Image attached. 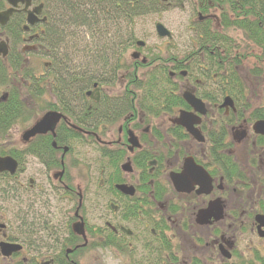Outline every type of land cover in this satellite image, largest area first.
Returning <instances> with one entry per match:
<instances>
[{"label":"flooded vegetation","instance_id":"1","mask_svg":"<svg viewBox=\"0 0 264 264\" xmlns=\"http://www.w3.org/2000/svg\"><path fill=\"white\" fill-rule=\"evenodd\" d=\"M49 5V0H29L27 6L25 0L19 1L7 21L0 25V42L7 41L10 50L15 37V46L17 43H27L16 51L21 58L25 47L36 50L42 57H47L49 62L41 68L45 71V76L51 78L48 81L53 87L54 80H57L55 63L63 54L53 48L48 49L42 41V36L46 35L52 20ZM9 7L7 0H0V12ZM202 10H198L197 17L204 22L218 16H203ZM28 11L35 12L32 23L27 21ZM201 32L202 29L197 30L196 39L199 45L192 51V55H184L180 59L176 56L170 58L171 71H166L164 78L179 80L185 83L182 85V91L189 89L203 97L197 89H204L212 81L214 85L210 87L215 86L217 80H223L222 76L225 80H230L233 60L229 49L225 63L222 59L215 61L217 58L214 51L208 49L209 47L205 48L201 43ZM131 45L136 49L129 55L128 67L125 64V55ZM139 49L134 42L126 46L123 55L116 56L115 64L125 68L124 72H116L121 80L126 73L129 77L137 78L138 67H141L138 64L141 65L143 58ZM8 54L5 58L0 56V60L7 62ZM142 66L147 67L144 64ZM35 77L37 81L43 79L41 73ZM102 83L100 80H92L91 86L83 93L85 106L90 107L92 111L106 95ZM180 89L178 85L177 93L181 96ZM50 94L53 100L51 105L59 106L56 95L51 92ZM204 100L208 101L205 97ZM212 111L220 112L229 118L228 146L221 151L231 160L224 166V171H219L213 156H209V160L204 156L206 152L214 153L212 141H197L191 133L172 122L179 113L176 109L172 114L160 111L156 115L140 108L127 111L120 118L117 134L108 139H105L108 135H105L103 128L106 123H98L94 127L95 130L93 126L83 129L76 125L72 117L60 112L64 119H60L57 125L64 122L65 127L75 129L87 138L76 141L78 144L91 143L110 150H124L118 163L119 169L115 171L104 158L99 165L97 177L101 181L99 187L102 184L105 188L89 191L88 188H83V185L81 187L77 182L79 179L71 173L72 164L69 167L68 160L74 150L69 144L57 145L54 148L58 166L52 169L45 165L40 154H30L26 150L27 145L23 144V148H19L22 159L20 164L18 163V172L25 173V158L31 155L38 159L45 171L44 179L19 177L17 192L22 209L18 220L19 236L15 240H9L4 231L6 225L3 224L4 226L0 225V241L19 245L20 249L6 257L0 255V264H88L89 260L94 263L92 257H95L99 264H238L235 262L236 257H239V253H236L238 242L235 232L255 234L260 242L255 249H264V238L258 235L254 220L256 214H264V137L256 135L251 127L250 130L244 125L247 122L246 110L236 109L232 112L214 105L213 109H207L201 122L209 119ZM237 112L243 117L237 114L233 119L231 113ZM82 113L85 116L89 111ZM153 117L158 119V122L143 127L142 121L150 122L147 119L151 120ZM128 131L136 136L139 143V147L131 151L128 148ZM239 131L244 132V137L240 140ZM175 135L183 138L176 139ZM65 146L68 149L63 153ZM196 153H203V157L194 156ZM144 154L148 156L144 158ZM187 157H192L194 163L209 175L211 190L208 194L198 193L197 185H194L190 192H180L173 187L169 173L180 172ZM232 159L238 163L242 174L241 178L234 182L227 178V174L232 170ZM74 160H71L73 168L79 163L77 157H74ZM123 160L129 165L122 167ZM17 174L9 180L16 179ZM9 177L6 173H0V182L8 180ZM121 184L132 187V190L123 191L116 188V185ZM90 192L97 198L90 200ZM49 193L58 199L46 200ZM28 194L38 199V208H34L37 205L34 201V206L30 207L32 203L27 200ZM99 197H102L103 202ZM217 197L222 199V219L216 221L210 218L207 223L198 224L197 212ZM40 200L44 201L43 205L39 204ZM59 206L64 215L61 222L55 220ZM30 208L32 210H29ZM90 210L97 213L94 214ZM228 241L231 242L230 245L226 243ZM220 245L229 249V259L221 254ZM239 264L245 263L241 261Z\"/></svg>","mask_w":264,"mask_h":264},{"label":"trees","instance_id":"2","mask_svg":"<svg viewBox=\"0 0 264 264\" xmlns=\"http://www.w3.org/2000/svg\"><path fill=\"white\" fill-rule=\"evenodd\" d=\"M49 2L48 8L52 20L46 35L42 36V41L48 49L53 48L59 54H64L55 63L57 80H54L55 85L50 90L58 98L59 106L51 105V103L43 100V95L46 92L49 93V89L44 86L40 87L33 69L24 65V60L21 59L12 46L7 62L0 60V94L2 91L6 93L5 100H0V142L15 123L18 121L26 122L34 113V106L27 105L26 99L23 100L25 97L43 103L41 108L43 111L40 110L42 112L47 110L61 111L72 117L78 127L88 129V126H93V130H95L94 127L98 123H114L123 114L134 108H140L143 111L147 109L155 115L160 111H167L172 114L175 109H188L180 95L176 93L177 86L172 83V80H154L151 77L146 80H137L134 77H129L127 73L125 75L126 84L119 91L120 94L108 93L104 95L100 99V103L94 106L93 111L90 107L85 106L83 97L85 89L91 86L92 80H100L103 85L113 79V83L116 85L114 79L117 78V70L125 71L123 66L115 64L117 62L115 57L112 62L113 66L110 68L111 78L107 79L101 76L104 75V67L108 64L107 56L98 52L103 43L109 53L111 50V48L108 49L109 47L121 44L120 35L124 24L126 29L130 30L134 17L163 10L167 0H49ZM199 2L201 9L207 10V8H210L215 11V8H217L219 12V26L222 28V32L212 28L208 19L205 21V26L202 27L201 32L203 37L201 43L205 48L209 47L208 49L214 51V56L217 58L214 59L215 61L222 59L225 63L227 51L230 48L227 42L228 37L224 31L230 28L240 30L243 40H246L247 44L258 46L261 50V56L264 58L263 0H199ZM82 31H84V34ZM128 39L131 40L130 42L134 41L132 37H128ZM16 40L14 37V43ZM130 42L124 41L123 44L125 43L128 46ZM126 45L121 44V47L119 46L116 49L117 52L115 50L117 57L124 54ZM79 48L81 50H78ZM237 48H231V52L235 53ZM85 49V52L90 50L97 53L92 62L95 73L89 75L78 72L76 68H78L77 64L79 63H74L69 57L71 56L69 54ZM242 49L249 50L246 45ZM238 51L240 52V50ZM239 63L233 60L230 80H225L222 76L223 80H217L214 90L204 95L212 104L219 102V97L228 94L234 99L239 109H250V106L244 101L245 87L237 72ZM147 65H150V62ZM79 68H81V65ZM101 69L104 70V73L101 72ZM253 71L255 75L260 74L258 68H253ZM12 75L16 79H12ZM16 81L23 82L22 91L15 85ZM138 95L140 96L137 97ZM83 111H89V114L84 116ZM237 114L240 115L239 112L231 114L232 118H236ZM214 116L215 121L210 127L205 124L201 125L205 138L212 141L214 145L212 148L214 153H206L205 157L209 160V156H213L220 169L219 171H224V166L230 163L231 160L227 154L221 151L228 146L229 118H225L220 113H216ZM248 116L249 120L264 119V106L251 109ZM65 125L64 122L58 124L54 139L50 135L38 136L27 144L26 150L35 156L40 154L49 169L58 166V159L55 157L56 150L51 146L52 140L57 145L69 144L70 148H73L74 142L86 138L83 133L67 128ZM175 138L182 139L183 137L175 135ZM88 139L92 140L91 137H88ZM94 149L99 157L107 159L109 165L115 171L119 169L118 163L125 152L124 150L123 152L116 149L110 150L105 146H97V149ZM0 155H10L19 164L22 159L20 150L15 148L4 150L1 147ZM193 155L196 156V154ZM147 156L143 155L144 158ZM141 165L144 167V163ZM241 176L238 163L232 159V170L227 174V178L234 182ZM10 178L11 176L8 180H3L4 184L2 181L0 182L1 194L6 193L8 195L11 192V188L7 187ZM254 257L257 260L256 264H264V249H255Z\"/></svg>","mask_w":264,"mask_h":264},{"label":"rangeland","instance_id":"3","mask_svg":"<svg viewBox=\"0 0 264 264\" xmlns=\"http://www.w3.org/2000/svg\"><path fill=\"white\" fill-rule=\"evenodd\" d=\"M262 1V0H261ZM264 1V0H263ZM261 4V2H260ZM200 9V2L194 1V0H167L166 5H164L163 10L160 11H155V12H149L144 15L136 16L133 18V21L131 23V29L127 30L126 25L124 24V27L121 30V35H120V40L122 41V45H126L125 43L123 44L124 41H131L128 39V37H132L135 41H142L144 42V46L140 47V52L142 56L146 57L147 60L150 62V65L147 67H138V75H137V80H146L148 77L153 78L154 80H165V74L166 71H171L170 70V58L172 56H176L177 59L182 58L184 55L190 56L192 55V51L198 47L199 43L197 42L196 39V34L197 30H201L203 26H205V22L202 20H199L197 17V12ZM215 12V13H213ZM201 13V12H200ZM203 16L206 14H215L218 16L214 19H210V26L212 28H216L219 32H222V28L219 27V12L217 8H215V11L211 10L210 8H207V11H204L201 13ZM156 22H161L164 27H166L170 33H171V38H160L156 35L155 30H154V24ZM84 34V31H82ZM228 37V46L230 48V56L233 57V60H236L239 63V66L237 67V72L239 73V76L241 80L243 81V85L245 87V93H244V101L250 106V109H253L255 107L259 106H264V58L261 56V50H259L258 46H255L253 44H247L246 40H243L242 37V32L238 29H233L230 28L229 30L224 31ZM79 33V32H78ZM88 38V35H87ZM240 40V41H239ZM242 41V42H241ZM130 42L128 45L130 46ZM118 45H114L112 47H109L108 49L110 52L108 53L104 43L99 49V53L101 55H106L107 59V66L104 67V70L101 69V72L104 73V75H101L102 77L105 78H111V72L110 68L113 66L112 62L114 61L115 57L117 54H115V50L119 48ZM22 45H27V43H17L15 46V43L13 45L14 49L17 51V49L20 48ZM245 45L248 47L249 50L242 49L243 46ZM127 46V45H126ZM121 47V46H120ZM238 47L235 50V53L231 52V48ZM81 48V47H80ZM78 50H81V49ZM26 50L22 52L21 54L23 55L24 60V65L28 66L29 68L33 69L34 75L38 76L39 73L43 76V79L40 81H37L41 86L47 87L48 89H52L51 84L49 85V81L51 80L50 77L45 76V71L42 70L41 67L45 65L46 62H49V59L47 57H42V54L38 53L36 50H30L28 47H25ZM135 46L131 45L129 47L128 51L126 52L125 55V64L130 67L129 62V55L130 53L135 50ZM88 50V49H87ZM240 50V52L238 51ZM79 51V52H73L72 54H69V56L74 63H79L77 64L78 68L76 70L80 73H86V75H89L90 73H95L93 71V66L92 62L96 58L97 53L95 51H90L88 52ZM107 51V52H106ZM113 51V52H112ZM238 51V52H237ZM117 52V50H116ZM108 53V54H106ZM99 54V55H100ZM235 54V56H234ZM64 55V54H63ZM64 57V56H63ZM60 58V57H58ZM69 58V59H70ZM235 58V59H234ZM69 63V62H68ZM67 63V65H69ZM73 64V63H72ZM241 64V65H240ZM81 65V68L79 66ZM126 67L128 70L129 68ZM253 68H258L260 70V74L258 73L257 75L254 74ZM8 70V69H7ZM9 71V70H8ZM124 72V71H121ZM165 72V73H164ZM12 79H16L14 75H12ZM116 80L115 83H113L112 79V84L110 81L104 83L102 85V89L106 90L105 94H111L114 93L116 95L120 94V90L125 86L126 84V78L124 76V79L121 80L120 78L114 79ZM177 86H180V91L182 92L183 90V84L179 80H173L171 79ZM172 82V83H173ZM202 86H203V81ZM209 86L207 85L204 89L199 88V92L201 94H209L211 91L214 90V87H210V85H214V82H209ZM15 85L23 90V82H15ZM216 85V83H215ZM185 86V85H184ZM212 88V89H211ZM3 90V89H2ZM177 90V89H176ZM138 95L137 97H139ZM43 100L45 102L51 103L52 96L49 93H45L43 95ZM26 99L27 105H33L34 106V113L29 117L26 122L18 121L15 123L6 133V136L4 139L1 140L0 142V148H4V150H7L9 148H23V144L20 140V136L22 132L34 121L39 119L41 114L43 113L42 111V104L40 101H34L30 100L29 98L25 97L23 100ZM221 100V97L218 98ZM35 103V104H34ZM206 106L210 109L209 104L206 102ZM42 110V111H40ZM240 110H243L240 108ZM246 110V109H244ZM246 111L245 117H248V113ZM216 112L211 113L209 115V118H212L211 120H214V114ZM143 117V115H141ZM150 122H143L142 125L143 127L145 126H152L153 124H156L158 122V119H153L148 120ZM121 119L118 121H115L114 123H106V126L104 128L105 139H108L111 137V135L117 134L118 130V125L120 124ZM147 124V125H145ZM251 124L252 120H247L246 123H244L245 126H247L251 130ZM117 138V137H116ZM73 150L72 155H70V158L68 160V164L70 167L71 160L72 162L75 161L74 157L78 158L77 165L73 168V163H72V168H71V173L74 175L75 178H78L79 181H77L80 186L85 189H89V191H92L94 189H103L105 187L101 186L99 187V182L100 178L98 180L97 174L99 172V165L103 161V158L99 157L96 150L97 145L96 144H78V142H74L73 144ZM82 162V163H81ZM124 160L121 161L123 164ZM27 163V164H26ZM26 164V171L24 174H21V171L18 172L16 179L10 180L8 184V188H11V192H9L8 195L1 194L0 193V223H3L6 225L5 227V232L10 236V239L12 240L16 239L19 236L18 233V220H19V214L22 213V209H20V198L18 196V187H17V182L19 180L20 176H26V178H43L44 179V173L45 171L41 167V165L38 162V159L35 158L34 156L29 155L27 158H25V163ZM20 173V174H19ZM102 191V190H101ZM27 200L31 206H34L33 201L37 204L34 206V208H38V203L33 195L28 194L27 195ZM47 199L46 200H57L58 197L55 196L52 193H49L46 195ZM97 196H94L91 192L89 193V198L90 200ZM99 199L103 202L102 197H99ZM43 200L39 201L40 205H43ZM90 201V205H91ZM29 210H32L30 208ZM92 213H97L93 210H90ZM42 212V211H41ZM55 220L58 222H61L64 220V215L62 212H60V206L58 207V210L55 214ZM235 236L237 238L238 242V248H237V255L239 253V257L237 256L235 259L236 263H240L241 261L244 262L245 264H249L250 261H255L254 264L257 263V260L254 257V249L257 247V244L260 243L258 241V238L255 234L251 235L248 233H237L235 232ZM250 246V247H249ZM262 250V249H261ZM89 254V253H88ZM93 262L95 264H99L97 259L95 257H92ZM108 262L113 263V260H108ZM92 263L91 260L88 261V264H94Z\"/></svg>","mask_w":264,"mask_h":264},{"label":"water","instance_id":"4","mask_svg":"<svg viewBox=\"0 0 264 264\" xmlns=\"http://www.w3.org/2000/svg\"><path fill=\"white\" fill-rule=\"evenodd\" d=\"M23 2V0H7L10 7L0 12V24L3 25L11 13L14 11V6L18 2ZM29 0H25L26 6L28 5ZM34 11L27 12V21L32 23L34 18ZM155 31L159 37H169V31L159 22L155 24ZM138 46H142L143 42H136ZM8 52V45L5 41L0 42V55L5 57ZM142 62H145V59H142ZM182 98L186 102V104L191 108L190 111H180L178 116L172 120L173 123L180 125L187 132L191 133L196 140L202 141L203 136L200 133L199 129L195 126L200 124V116H204L206 114L205 103L197 98L191 91L185 90L182 93ZM220 108H224L225 110L231 109L235 110L233 100L230 96H225L222 100V103L219 105ZM60 119H64V116L56 111H47L41 115V117L36 120L29 128L25 129L21 134V140L23 142H28L36 135H44L50 133L52 137L55 136L54 129L56 124ZM252 130L255 134H259L264 136V119L256 120L252 124ZM244 132H239V138L243 139ZM127 140L129 143V150H133L135 147H139L138 139L131 132L127 133ZM52 145L55 147V142H52ZM67 150V147L63 148V152ZM129 163L125 162L122 164V167L128 166ZM18 164L16 160L11 156H0V173L7 172L9 174H14L17 171ZM169 179L173 185V187L180 192H190L194 185L198 186V193L208 194L211 190V179L207 172L197 166L192 157L185 158L183 162V168L180 172L169 173ZM116 188H119L123 191H131L132 187H128L127 185L121 184L116 185ZM223 217V206L222 200L220 198H216L208 203L205 208L200 209L196 215V222L198 224H205L208 222V219L214 218V220L219 221ZM257 223L258 235L260 237H264V215L257 214L254 217ZM263 228V230L261 229ZM230 245L229 242H226ZM221 254L225 258L230 257L229 251L223 247L219 246ZM20 249L19 245L11 244L8 242H0V253L3 256H9L10 254L17 252Z\"/></svg>","mask_w":264,"mask_h":264}]
</instances>
